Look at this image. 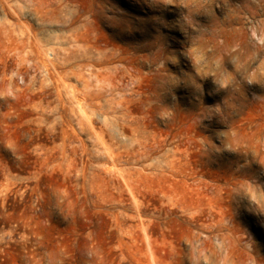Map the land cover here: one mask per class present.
<instances>
[{
	"label": "rangeland",
	"instance_id": "obj_1",
	"mask_svg": "<svg viewBox=\"0 0 264 264\" xmlns=\"http://www.w3.org/2000/svg\"><path fill=\"white\" fill-rule=\"evenodd\" d=\"M0 264H264V0H0Z\"/></svg>",
	"mask_w": 264,
	"mask_h": 264
},
{
	"label": "bare ground",
	"instance_id": "obj_2",
	"mask_svg": "<svg viewBox=\"0 0 264 264\" xmlns=\"http://www.w3.org/2000/svg\"><path fill=\"white\" fill-rule=\"evenodd\" d=\"M77 103V102H76ZM78 104V103H77Z\"/></svg>",
	"mask_w": 264,
	"mask_h": 264
}]
</instances>
